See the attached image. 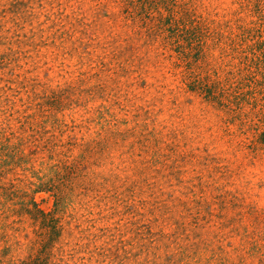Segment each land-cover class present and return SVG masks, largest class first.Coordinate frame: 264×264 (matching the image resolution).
<instances>
[{
    "label": "rangeland",
    "instance_id": "obj_1",
    "mask_svg": "<svg viewBox=\"0 0 264 264\" xmlns=\"http://www.w3.org/2000/svg\"><path fill=\"white\" fill-rule=\"evenodd\" d=\"M129 1L0 0V127L48 119V136L77 139L70 160L100 131L110 136L60 214L52 264H264V147L251 145L264 130V90L226 109L188 91L166 35L124 13ZM154 1L159 22L166 6L180 17L192 1L202 23L187 51H202L211 82L239 65L244 30L264 40V16L240 0ZM32 222L0 264L37 254Z\"/></svg>",
    "mask_w": 264,
    "mask_h": 264
},
{
    "label": "trees",
    "instance_id": "obj_2",
    "mask_svg": "<svg viewBox=\"0 0 264 264\" xmlns=\"http://www.w3.org/2000/svg\"><path fill=\"white\" fill-rule=\"evenodd\" d=\"M152 1L155 4L149 0L124 2V13L142 16L137 20L153 36L159 33L166 35V43L178 59L176 66L186 68L182 71V82L188 91L225 109L238 105L241 99L247 94H254L257 88H261L260 93H263L264 40L260 39L258 29L244 30V41H251V44L239 55V65L230 68L222 80L211 82L201 65L206 58L201 57L202 51L196 53L194 60L187 51L193 50L202 23L194 18L191 20L194 15L190 10L192 1L181 5L177 11L182 13L180 17L175 16L174 9L166 6L172 14L161 22V1ZM263 2L240 0V9L253 7L258 16H264ZM100 117L105 115L101 112ZM18 123L17 128L0 127V253L7 254L15 245L21 244L20 234L26 231L23 224L30 217L32 224L39 227L31 240L33 248L39 247V250L17 264H52L56 255L54 250L65 231L60 214L63 215L75 203L74 191L79 187L77 182L82 172L88 168L89 157L108 150L110 136L100 131L95 139L88 142L82 154L70 160L68 152L78 145L75 137L67 143L70 146L68 151H58L67 144L59 142L54 134L48 136V119L37 121L35 115L24 114L18 118ZM258 144L264 147V130L251 145L257 147ZM45 150L49 151V159L42 153ZM38 193H47L53 199L52 209L42 206L46 198L39 202L36 199Z\"/></svg>",
    "mask_w": 264,
    "mask_h": 264
}]
</instances>
